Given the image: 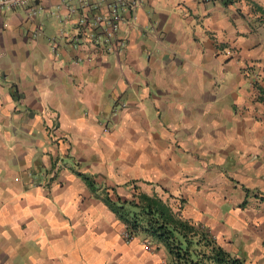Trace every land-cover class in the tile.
Wrapping results in <instances>:
<instances>
[{"label":"crops","instance_id":"0c3cea01","mask_svg":"<svg viewBox=\"0 0 264 264\" xmlns=\"http://www.w3.org/2000/svg\"><path fill=\"white\" fill-rule=\"evenodd\" d=\"M42 1L37 34L0 7V264H169L105 191L155 193L264 264V0H144L117 52L52 48L78 14Z\"/></svg>","mask_w":264,"mask_h":264},{"label":"trees","instance_id":"16d2710c","mask_svg":"<svg viewBox=\"0 0 264 264\" xmlns=\"http://www.w3.org/2000/svg\"><path fill=\"white\" fill-rule=\"evenodd\" d=\"M257 87L264 99V88ZM78 174L97 189L91 176ZM101 198L125 223L129 234H142L164 245L169 264H244V259L228 250L209 228L182 216L180 207L174 208L155 193L138 191L127 199L118 195L112 199L105 191Z\"/></svg>","mask_w":264,"mask_h":264},{"label":"built area","instance_id":"2783aa9c","mask_svg":"<svg viewBox=\"0 0 264 264\" xmlns=\"http://www.w3.org/2000/svg\"><path fill=\"white\" fill-rule=\"evenodd\" d=\"M144 0H60L55 5L54 12L59 15V8L65 5L67 10L77 13L73 31L62 27L56 36H50L51 47H55L57 37L69 35V39L80 43L82 38H89L103 46L106 51H119L124 46V39L119 34L123 25H129L135 20L136 11L143 5ZM46 4L42 0H0V7L4 9L22 8L35 21L34 34L41 31L42 17L46 11ZM64 19V18H63ZM62 19V20H63ZM67 19V18H66ZM65 20V19H64ZM80 60V56L76 58ZM132 236L125 232V237Z\"/></svg>","mask_w":264,"mask_h":264},{"label":"rangeland","instance_id":"374dc122","mask_svg":"<svg viewBox=\"0 0 264 264\" xmlns=\"http://www.w3.org/2000/svg\"><path fill=\"white\" fill-rule=\"evenodd\" d=\"M219 241V240H218ZM220 242V241H219Z\"/></svg>","mask_w":264,"mask_h":264}]
</instances>
